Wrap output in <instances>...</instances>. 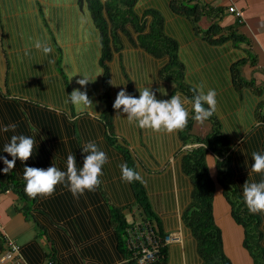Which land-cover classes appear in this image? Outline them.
<instances>
[{"label":"crops","instance_id":"obj_1","mask_svg":"<svg viewBox=\"0 0 264 264\" xmlns=\"http://www.w3.org/2000/svg\"><path fill=\"white\" fill-rule=\"evenodd\" d=\"M20 1L31 5V14L36 11L39 15V1L47 4L44 9L51 11L48 7L51 3L46 0ZM185 2L186 8L182 7L181 1L178 8L176 0H139L138 4L140 15L149 10L163 18L165 34L177 44L175 55L182 67L181 78L176 76V72L170 77L164 76L163 70L170 57H157L140 47L132 26H127V33L118 32L122 48L113 50L112 59L107 62L113 135L109 134L103 118L106 104L100 100L104 75L100 63V34L86 6L81 7L79 0L60 2L59 10L68 6L69 16L60 11L53 14L52 29L58 46L52 45L53 51L47 55L34 45L24 46L19 41L15 42L8 24L7 12L11 9L3 11L4 27L0 24V98L27 106L22 112L27 111L28 114L34 108L39 112L49 110V115L56 117L57 121H66L69 126L74 124L78 128L81 148L88 142H94L107 154L103 175L99 177L100 186L95 191H85L78 198L71 194L73 207L76 206L78 213L75 211L67 219L56 218L47 204L70 192L67 186L62 188L63 184L57 185L50 197L37 196L30 213L21 210L25 203L20 202L16 194L11 191L0 193V257L8 250V239L20 247V261L9 264H46L50 258L57 264H130L117 248L116 231L110 215L112 207H121L130 221L129 216L138 210L131 183L122 179V164L141 175V184L166 236L178 238L167 243L168 264H201L196 239L182 220L192 192V184L182 172V159L191 146L183 144L181 129L173 132L141 129L127 121V114L122 109L120 118H116L113 104L121 89L139 98L137 88L150 87L158 100H169L176 94L191 100L200 85L204 86L205 92L214 89L217 104L213 116L227 137L233 155H242L245 164L242 171L238 169L236 160L233 162L234 179L246 176L255 181L258 175H264V172H251L252 153L264 154V0ZM195 5L206 10V15L199 21H193L188 10ZM230 7H235L241 15L229 12ZM152 20L153 16L148 15L149 24ZM41 22L36 33L40 30L44 34L46 25ZM213 24L219 32L206 34ZM42 26L45 31L41 30ZM44 36L47 37L46 34ZM83 75L92 80L86 91L97 114L78 111L71 103H65L68 95L80 88L76 81ZM186 107L189 108L190 119L193 114L191 105ZM205 107L208 106L205 104ZM26 121V130L32 129L44 138L47 132L44 125L39 127V123L31 118ZM211 130L210 120L200 123L193 119L192 135L203 138ZM62 140L69 141L68 138ZM82 155L84 161L87 153L82 151ZM59 157L63 166L61 171H66L67 156ZM207 160L215 178L218 173L216 156L209 152ZM83 161L76 160V166L82 168ZM102 206L105 214L101 212ZM214 210L216 222L223 231L225 251L233 264H252L248 251L243 247L244 230L233 220L220 185L216 189ZM260 215L264 218V213ZM81 224L85 226L82 233L77 229ZM262 227L264 230V223Z\"/></svg>","mask_w":264,"mask_h":264},{"label":"trees","instance_id":"obj_2","mask_svg":"<svg viewBox=\"0 0 264 264\" xmlns=\"http://www.w3.org/2000/svg\"><path fill=\"white\" fill-rule=\"evenodd\" d=\"M62 0L49 4V9L69 16V7H61ZM66 1V0H65ZM183 8L188 7V0H176L177 7L180 2ZM80 6H86L93 23L100 34V43L102 46L101 66L104 70L103 75V92L100 100L106 104L103 118L109 134L113 135L112 127V101L110 97V72L107 62L112 59V52L120 51L121 43L118 32L127 33V26L134 28L137 34V43L140 47L154 56H169L170 62L163 70L165 77H170L176 72V76L181 78L182 67L175 55L176 41L168 37L164 31L163 18L154 11H145L142 15L138 12L139 0H79ZM57 7V9H56ZM176 7V8H177ZM193 21H199L203 15L205 7L195 5L188 9ZM148 15L153 16L152 22L147 21ZM69 24V23H68ZM215 24L211 25L206 34L217 33ZM180 80V79H179ZM188 91L191 92V89ZM205 107V105H204ZM27 106H21L17 101H5L0 98V128L13 123L16 125L15 131H0V157H6L11 160L12 157L3 151L4 145L10 142L13 135L31 136L36 140L32 157L25 163L16 160L15 168L5 174L2 170L5 167L0 160V193L11 191L17 195L20 202L25 204L21 210L30 213L35 198H30L24 192L25 180L23 179L24 167L43 168L55 166L63 170L61 157L73 154L78 161H83L82 148L79 142L80 135L78 128L66 121H57L50 114L49 110L30 109L29 114L22 112ZM207 108V107H205ZM192 117L188 120L187 126L180 131V137L183 144L191 146L182 159V172L189 178L192 184L191 201L185 209L182 220L191 230L197 242V250L201 259V264H233V261L225 251L223 231L216 222L215 217V196L217 186L223 189V196L230 207V213L233 220L244 230L243 247L248 251L252 264H264V218L261 213L251 214L244 202L242 188L245 182H260L264 175H258L255 181L246 176L235 178V172L232 170L233 162L239 170L245 168L242 155H233L230 149L229 141L222 133L220 125L212 115L208 120L212 122V130L205 137H197L191 134ZM34 119L36 124L44 125L47 129L44 138L39 137L26 126V120ZM264 118V116H263ZM263 120V119H262ZM32 131V133H31ZM78 136V137H77ZM68 138L66 143L62 139ZM48 140V141H47ZM49 151V153H47ZM55 151V153H53ZM211 152L216 156L217 176L213 178L208 164V153ZM80 155L82 157H80ZM134 191L136 206L138 210L132 216V222L128 221L127 213L124 208L112 207L110 209L111 223L115 227L116 238L118 241V250L130 264H139L135 252L129 248L128 236L130 230L136 222L147 221L153 225L156 238L159 242V264H168V244L165 243L166 234L162 227L160 218L154 212L146 191L140 181L131 182ZM66 184L62 185V188ZM65 191V190H64ZM69 194V196H68ZM72 193H64L56 200L49 201L48 208H51L54 216L59 219L69 217L75 211L78 213L76 206L73 207ZM37 198V197H36ZM95 198V197H94ZM71 200V201H68ZM96 203L97 201H93ZM100 202V201H98ZM102 214H105V208L102 206ZM80 218V217H79ZM78 219V218H77ZM85 226H77L78 232H84ZM1 234V233H0ZM2 235V234H1ZM1 237V236H0ZM4 237V236H3ZM2 256V255H1ZM239 261V260H238ZM239 263V262H238ZM46 264H57L53 258ZM240 264V263H239Z\"/></svg>","mask_w":264,"mask_h":264},{"label":"clouds","instance_id":"obj_3","mask_svg":"<svg viewBox=\"0 0 264 264\" xmlns=\"http://www.w3.org/2000/svg\"><path fill=\"white\" fill-rule=\"evenodd\" d=\"M35 48L41 50L45 55L53 49L47 42L37 39ZM82 79L76 81L80 88L74 89L65 103H71L78 111H94L92 100L88 97L86 86L92 82L91 78L83 75ZM80 89H85L81 91ZM139 98L129 94L126 89H121L113 104L116 111V118H120L121 109L127 114V121L135 123L141 129H150L160 132L162 129L167 132L183 129L187 126L190 111L186 105H191L194 119L204 123L216 110V91L214 89L204 90L200 85L196 89L197 94L189 100L180 94L173 95L169 100H158L155 92L150 87L137 88ZM208 107L205 108L204 105ZM16 125L10 124L0 128V131H15ZM36 147V140L31 136L13 135L10 142L4 145L3 151L12 157H0L5 167L3 172L7 174L13 170L18 159L21 163L28 161ZM190 148V147H189ZM87 153L83 161V167L76 166V159L73 154L67 156L66 171H61L55 166L43 168L24 167L23 179L26 184L24 192L30 198L37 196L50 197L54 194L57 185L66 184L72 195L78 198L85 191H95L100 186V179L103 175V166L107 163V154L100 150L94 142L86 143L82 148ZM213 158V157H209ZM251 172H264V154L252 153ZM122 179L128 183L133 181L142 182L141 175L126 164L120 165ZM244 202L251 214L264 213V180L260 182H245L242 188ZM167 237V236H166Z\"/></svg>","mask_w":264,"mask_h":264},{"label":"rangeland","instance_id":"obj_4","mask_svg":"<svg viewBox=\"0 0 264 264\" xmlns=\"http://www.w3.org/2000/svg\"><path fill=\"white\" fill-rule=\"evenodd\" d=\"M57 1L58 0H46L47 3L51 4ZM66 2L68 3L69 0H66ZM46 5L41 3L40 1L38 2V15L36 11L33 14L30 13L29 6L31 5H29L26 1L22 2L20 0H0V24L2 27H4L5 22L3 11L11 9V11L7 12V15L9 17L8 24L10 26V35L15 40V42L19 41L21 45L28 46L34 45L35 41L39 39L42 42H47L50 47H52V45L58 46V40L54 37V32L52 29V17L55 12L53 10L52 13H49L51 11L48 12V10L44 9V6L47 7ZM9 6L12 8H9ZM48 17L50 18V21ZM41 21L44 25H46V32L44 34H42L43 31L40 30L38 33H36V29H39L38 23ZM41 30H44L43 26L41 27ZM45 34L47 37L44 36ZM58 66H60V64ZM78 133L79 135H81L80 131H78ZM129 218L132 222L133 219L131 215L129 216Z\"/></svg>","mask_w":264,"mask_h":264},{"label":"built area","instance_id":"obj_5","mask_svg":"<svg viewBox=\"0 0 264 264\" xmlns=\"http://www.w3.org/2000/svg\"><path fill=\"white\" fill-rule=\"evenodd\" d=\"M229 12H235L237 16L241 15L235 7H230ZM0 231H2L1 221ZM177 239V237L169 235L165 238V243ZM128 245L137 256H140L138 259L139 264H159L157 260L159 258L160 245L156 238L153 225L150 222L141 221L133 225L128 236ZM20 259V247L16 242L8 239V250L0 257V264H9V262L13 261L19 262Z\"/></svg>","mask_w":264,"mask_h":264},{"label":"bare ground","instance_id":"obj_6","mask_svg":"<svg viewBox=\"0 0 264 264\" xmlns=\"http://www.w3.org/2000/svg\"><path fill=\"white\" fill-rule=\"evenodd\" d=\"M231 13H235V12H231ZM242 22V20L240 19V23Z\"/></svg>","mask_w":264,"mask_h":264}]
</instances>
